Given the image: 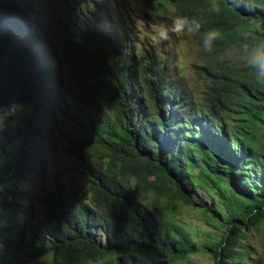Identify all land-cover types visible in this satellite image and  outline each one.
Masks as SVG:
<instances>
[{
    "label": "trees",
    "instance_id": "1",
    "mask_svg": "<svg viewBox=\"0 0 264 264\" xmlns=\"http://www.w3.org/2000/svg\"><path fill=\"white\" fill-rule=\"evenodd\" d=\"M78 1L85 18L79 32L103 43L110 57L97 61L92 76L96 101L73 99L62 111L76 125L78 141L106 159L95 165L79 155L75 185L55 173L43 198L49 212L28 236L36 220L34 205L21 200L29 148L13 123L16 86L5 67L15 53L13 35L26 29L25 44L15 51L47 77L32 52L38 44L32 7L39 0H0V264H179L200 252L213 264H235L240 225L264 220V150L251 131L264 122V85L241 61L220 56L264 39V0H216L219 13L211 9L214 0H171L180 17L200 22V32L192 34L200 46L206 31L223 34L201 67L206 83L199 105L157 54L130 42L105 2ZM98 2L105 5L102 13L91 12ZM199 188L203 199H215L204 210L224 228L216 241L197 242L185 228L159 218L150 199L169 210L180 201L203 206L195 196Z\"/></svg>",
    "mask_w": 264,
    "mask_h": 264
},
{
    "label": "rangeland",
    "instance_id": "2",
    "mask_svg": "<svg viewBox=\"0 0 264 264\" xmlns=\"http://www.w3.org/2000/svg\"><path fill=\"white\" fill-rule=\"evenodd\" d=\"M114 12L113 18L122 21L126 36L138 50L154 52L168 66L174 78L185 85L193 95L196 105L202 104L206 79L201 67L210 52H204L192 33H169L170 38L161 44H153L152 38L163 28H171L173 20L179 16L171 0H102ZM105 5L97 3L91 12L104 10ZM36 12L38 44L32 52L36 62L46 67L47 77L40 72L36 63L24 58L19 49L25 34L13 35L5 72L13 85L11 89V114L28 141L29 159L22 179L24 204L32 203L36 210V220L28 227V236L45 220L49 212L44 196L53 189V176L58 173L62 179L73 185L79 183V155H85L95 165L104 163L103 155L90 145L78 141L76 125L67 119L62 111L73 99L95 102L97 99L91 82L97 61L108 56L103 43L95 38H85L78 25L85 20L79 9L78 0H39L33 5ZM29 17H31L26 12ZM71 17L75 18L72 20ZM81 25V24H80ZM31 28L34 19L31 18ZM233 48L222 54L229 62H240ZM257 137L255 145L264 150V122H257L251 128ZM18 145V143H17ZM16 146L12 147V150ZM103 154V153H102ZM191 172L197 174L192 166ZM202 189L196 190L199 205H185L176 202L169 209L152 198L159 218H167L172 223L188 230L194 240L202 242L211 238L218 240L224 228L216 217L205 212L204 205H213L209 195L202 198ZM221 214V213H220ZM232 262L235 264H264V220L255 225H240L235 245L232 247ZM27 264H39V259ZM179 264H213L210 254H192Z\"/></svg>",
    "mask_w": 264,
    "mask_h": 264
},
{
    "label": "clouds",
    "instance_id": "3",
    "mask_svg": "<svg viewBox=\"0 0 264 264\" xmlns=\"http://www.w3.org/2000/svg\"><path fill=\"white\" fill-rule=\"evenodd\" d=\"M211 9L215 13L221 11L219 3L214 0ZM201 24L196 19L188 17H177L173 20L171 28H163L152 38L153 44H161L170 38L169 33L184 34L186 32L196 34L200 32ZM203 35L201 48L204 52H211L216 40L223 39V34L217 29H210ZM239 60L249 69L254 70L255 81L259 85H264V39H252L249 43H244L237 52Z\"/></svg>",
    "mask_w": 264,
    "mask_h": 264
}]
</instances>
